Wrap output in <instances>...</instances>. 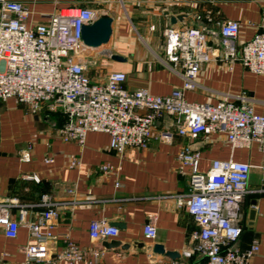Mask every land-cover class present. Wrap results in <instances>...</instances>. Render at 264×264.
<instances>
[{
	"label": "crops",
	"instance_id": "1",
	"mask_svg": "<svg viewBox=\"0 0 264 264\" xmlns=\"http://www.w3.org/2000/svg\"><path fill=\"white\" fill-rule=\"evenodd\" d=\"M20 1L32 9L34 23L47 22V15L58 7L82 2ZM102 5L105 15L113 17V30L103 46L86 47L91 78L104 81L111 71L121 70L126 72L125 85L129 89L144 87L153 94L166 95L180 87L183 79L166 59L167 38L163 30L169 27L170 20L164 9L189 13L184 18L189 25L208 17L214 25L227 19L238 20L239 42H244L256 32L264 0H109ZM114 53L125 60L113 59ZM244 92L253 99L255 112L264 114V74L252 72L240 63L231 66L227 61H213L201 65L197 87L187 90L185 98L217 103L234 100ZM161 122L160 126L172 127L170 117ZM62 124L60 113H34L15 98L0 99V201L16 199L27 205V219L32 222L38 221L43 209L39 205L43 194L60 202L52 229L58 236L43 242L52 256L64 245L62 235L69 234L89 255L101 249V264H172L183 259V251L191 248L192 233L198 228L191 213L177 203V196L189 188V169L181 172L177 157L183 138L177 135L171 143L152 141L146 148L129 147L120 155L111 148L109 133L89 131L81 145L62 139L58 133ZM199 143L201 171H207L213 159L233 158L253 164L263 160L257 144L233 149L222 133L203 135ZM73 159H79L80 164L71 166ZM102 165L112 168L105 171ZM261 180V170L254 169L250 179L253 191L243 202L241 246L247 247L253 239L260 242L250 264H264V192L255 190ZM100 218H106L109 224H124L116 226L119 234L114 239L129 244L127 249L108 248L105 240L91 238L90 223ZM149 220L157 226L154 239L144 235V225ZM32 243L36 240L26 224L20 225L15 237L7 236L0 227V264H21L25 259L22 247ZM157 243L178 255L155 251Z\"/></svg>",
	"mask_w": 264,
	"mask_h": 264
},
{
	"label": "built area",
	"instance_id": "2",
	"mask_svg": "<svg viewBox=\"0 0 264 264\" xmlns=\"http://www.w3.org/2000/svg\"><path fill=\"white\" fill-rule=\"evenodd\" d=\"M61 6L49 13L48 21H31L32 9L20 0H0V99L15 98L32 112L42 110L60 113L63 124L58 133L65 141L85 143L89 131L110 134V146L120 155L127 148H146L152 141L171 143L178 135L183 143L178 152L179 170L189 169V188L177 196L194 217L198 228L191 236V248L183 259L172 264H250L259 251L260 242L253 239L245 248L243 202L250 188L254 169L262 172L257 190L264 192V114L255 112L253 99L246 93L234 100L217 103L188 101L187 90L197 87L202 64L227 61L264 74V9L254 35L239 42L241 23L227 19L218 25L208 17L196 25L183 24L165 29L166 59L180 71L183 82L166 95L148 89H129L126 72L113 70L104 81H96L88 72L83 27L98 15H105L103 3L109 0H81ZM170 117L172 127L160 126ZM222 133L232 148L258 145L263 154L259 164L233 158L213 159L207 171L200 170L203 135ZM80 164L73 159L71 166ZM105 171L111 165H102ZM38 179L36 175H28ZM42 206L36 222L27 219L28 207L16 199L0 201V227L15 237L26 224L36 243L22 247L21 264H101L102 250L89 255L69 234H63L64 245L52 256L43 242L57 238L52 229L59 216V201L42 195ZM154 220L144 225L148 239L157 237ZM119 234L106 218L90 223V236L109 240ZM195 257L194 262L188 259Z\"/></svg>",
	"mask_w": 264,
	"mask_h": 264
},
{
	"label": "water",
	"instance_id": "3",
	"mask_svg": "<svg viewBox=\"0 0 264 264\" xmlns=\"http://www.w3.org/2000/svg\"><path fill=\"white\" fill-rule=\"evenodd\" d=\"M164 15L169 17L170 20V27H179L182 26L185 22V17L189 15V13L186 12H178L174 13L171 12L168 9L163 10ZM112 23H113V17L110 15H98L96 16L93 21L89 24L84 25L82 35H83V41L87 48L93 49L103 46V44L107 43L110 39V36L112 34ZM113 59L116 60H125V57H123L120 54L114 53L112 55ZM255 204L256 201H253ZM255 216V210L252 209L250 211V218L253 219ZM113 226L123 227V223L121 222H111L110 223ZM105 246L108 248L117 247L120 246L123 249H127L129 247V244H124L122 241L118 239L112 238L111 241L105 240ZM155 251L169 255V256H175L178 255L175 251H167L164 246L160 243H157L155 245Z\"/></svg>",
	"mask_w": 264,
	"mask_h": 264
},
{
	"label": "rangeland",
	"instance_id": "4",
	"mask_svg": "<svg viewBox=\"0 0 264 264\" xmlns=\"http://www.w3.org/2000/svg\"><path fill=\"white\" fill-rule=\"evenodd\" d=\"M80 4H82V3H80ZM163 34L165 35V31L163 30Z\"/></svg>",
	"mask_w": 264,
	"mask_h": 264
}]
</instances>
